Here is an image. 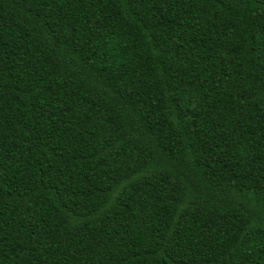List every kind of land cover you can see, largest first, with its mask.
<instances>
[{
  "label": "trees",
  "instance_id": "trees-1",
  "mask_svg": "<svg viewBox=\"0 0 264 264\" xmlns=\"http://www.w3.org/2000/svg\"><path fill=\"white\" fill-rule=\"evenodd\" d=\"M0 264H264V0H0Z\"/></svg>",
  "mask_w": 264,
  "mask_h": 264
}]
</instances>
